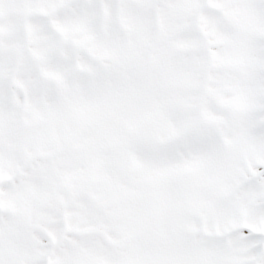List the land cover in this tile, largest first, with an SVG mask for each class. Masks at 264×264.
Returning a JSON list of instances; mask_svg holds the SVG:
<instances>
[{
	"label": "snow or ice",
	"instance_id": "1",
	"mask_svg": "<svg viewBox=\"0 0 264 264\" xmlns=\"http://www.w3.org/2000/svg\"><path fill=\"white\" fill-rule=\"evenodd\" d=\"M0 264H264V0H0Z\"/></svg>",
	"mask_w": 264,
	"mask_h": 264
}]
</instances>
